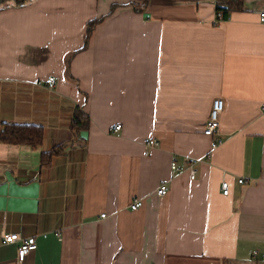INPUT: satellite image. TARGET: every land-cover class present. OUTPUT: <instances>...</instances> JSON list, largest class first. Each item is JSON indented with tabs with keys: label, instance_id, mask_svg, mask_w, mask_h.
<instances>
[{
	"label": "crops",
	"instance_id": "0c3cea01",
	"mask_svg": "<svg viewBox=\"0 0 264 264\" xmlns=\"http://www.w3.org/2000/svg\"><path fill=\"white\" fill-rule=\"evenodd\" d=\"M134 2L0 10V125L44 131L36 148L0 142V234L37 245L18 258L0 241V264H264V0L217 23L216 0ZM75 108L86 130L70 129Z\"/></svg>",
	"mask_w": 264,
	"mask_h": 264
},
{
	"label": "trees",
	"instance_id": "16d2710c",
	"mask_svg": "<svg viewBox=\"0 0 264 264\" xmlns=\"http://www.w3.org/2000/svg\"><path fill=\"white\" fill-rule=\"evenodd\" d=\"M31 0H0V10L9 7H23ZM149 0H135L132 4L133 9L137 12L144 11L148 6ZM114 8L112 6L111 10ZM243 10L242 0H216L215 12L216 23L229 19L232 12ZM100 20L92 19L88 21L86 25V32L83 38L82 49L88 45L89 38L92 34L93 27ZM89 124V120L86 114H84L79 108H75L71 120V130L79 132L86 130ZM44 131L41 126L26 125V124H9L2 123L0 125V142L8 145H25L31 148L38 147L43 140ZM60 147L54 146L50 150L42 152L40 161L42 166H47L53 156L59 155Z\"/></svg>",
	"mask_w": 264,
	"mask_h": 264
},
{
	"label": "built area",
	"instance_id": "2783aa9c",
	"mask_svg": "<svg viewBox=\"0 0 264 264\" xmlns=\"http://www.w3.org/2000/svg\"><path fill=\"white\" fill-rule=\"evenodd\" d=\"M217 17V16H216ZM260 21L264 22V14L261 15ZM49 85H54L55 79L49 78L47 80ZM264 108V104L262 105ZM224 109V101L217 98L214 99L210 108V112L208 115V119L206 121L203 134L212 138L211 143V150H215L222 142L219 135V126H220V115ZM121 128V125L114 126L113 132L117 133ZM159 146V142L156 139H148L145 141V147L150 148H157ZM172 171H179L180 168L177 166L176 162L173 161L171 163ZM190 179L194 180L196 176V171L191 168L189 171ZM238 183L242 184L243 179H238ZM221 191L223 195H228L229 187L227 182L221 183ZM168 193V187L165 182H161L160 185L156 189V194L160 197L165 196ZM142 207V201L139 199H134L133 202L130 204L131 210H137ZM103 216V215H102ZM0 241L4 245L9 244H18L17 246V256L18 258H23L24 256L28 255L29 253L36 250L37 245L33 238H22L17 233H7L1 232L0 234Z\"/></svg>",
	"mask_w": 264,
	"mask_h": 264
}]
</instances>
